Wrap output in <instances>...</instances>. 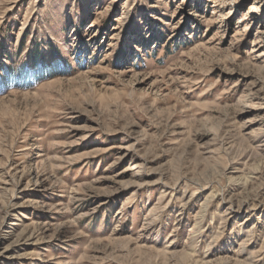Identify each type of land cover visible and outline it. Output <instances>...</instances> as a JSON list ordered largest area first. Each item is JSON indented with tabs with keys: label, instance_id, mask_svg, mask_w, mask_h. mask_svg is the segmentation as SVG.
<instances>
[{
	"label": "rangeland",
	"instance_id": "obj_1",
	"mask_svg": "<svg viewBox=\"0 0 264 264\" xmlns=\"http://www.w3.org/2000/svg\"><path fill=\"white\" fill-rule=\"evenodd\" d=\"M0 264H264V0H0Z\"/></svg>",
	"mask_w": 264,
	"mask_h": 264
},
{
	"label": "bare ground",
	"instance_id": "obj_2",
	"mask_svg": "<svg viewBox=\"0 0 264 264\" xmlns=\"http://www.w3.org/2000/svg\"><path fill=\"white\" fill-rule=\"evenodd\" d=\"M262 129H263V127H262ZM257 151V150H256ZM198 232V231H197Z\"/></svg>",
	"mask_w": 264,
	"mask_h": 264
}]
</instances>
